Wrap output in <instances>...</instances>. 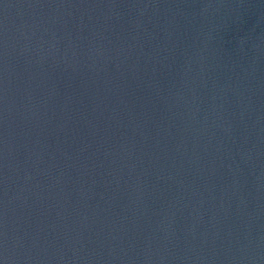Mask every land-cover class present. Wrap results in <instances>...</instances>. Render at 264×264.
Here are the masks:
<instances>
[{
    "label": "water",
    "instance_id": "1",
    "mask_svg": "<svg viewBox=\"0 0 264 264\" xmlns=\"http://www.w3.org/2000/svg\"><path fill=\"white\" fill-rule=\"evenodd\" d=\"M0 264H264V0H0Z\"/></svg>",
    "mask_w": 264,
    "mask_h": 264
}]
</instances>
